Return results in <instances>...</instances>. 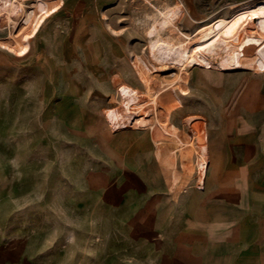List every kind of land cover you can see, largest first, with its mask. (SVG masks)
<instances>
[{"label":"rangeland","instance_id":"obj_1","mask_svg":"<svg viewBox=\"0 0 264 264\" xmlns=\"http://www.w3.org/2000/svg\"><path fill=\"white\" fill-rule=\"evenodd\" d=\"M41 1L0 0V42L26 73L18 113L10 114L7 136L0 139V264H169L135 245L129 218L115 215V204L98 202L95 179L129 177L120 167L122 155L72 133L49 107L67 100L75 86L81 103L105 118L112 109L124 114L122 93L137 97L134 124L121 115L112 123L106 119V129L113 135L145 128L167 132L179 148L195 154L191 169L197 168L200 184L198 152L204 172L213 158L205 147L210 133L225 131L206 120L238 109L243 93L253 98L257 72L264 73V34L247 29L256 6L203 22L198 20L207 19L208 6L202 0L193 12L182 6L174 11L177 2L167 0H117L89 13L68 9L66 0H49L46 12ZM164 9L171 11L161 17ZM84 31L89 42L79 45L88 59L79 52L81 57L64 61L66 46ZM245 35L253 54L234 70L217 67L236 52L233 44L243 48ZM94 46L99 55L92 54ZM195 53L205 64L195 62ZM206 82L227 86L226 104L213 106L201 86ZM77 114L73 107L65 116L74 123ZM248 255L228 264H264V249Z\"/></svg>","mask_w":264,"mask_h":264},{"label":"crops","instance_id":"obj_2","mask_svg":"<svg viewBox=\"0 0 264 264\" xmlns=\"http://www.w3.org/2000/svg\"><path fill=\"white\" fill-rule=\"evenodd\" d=\"M116 1L66 0V6L89 13L110 7ZM202 1L208 6L204 15L207 19L198 21L210 22L221 16L227 18L245 5L259 6L264 0ZM41 2L46 12L51 11L49 0ZM167 2H177L174 11H182L181 6L194 11L198 7L196 3L201 0ZM12 11L16 12V5ZM85 34V31L80 33L66 46L64 61L81 57L79 52L87 58L79 45L89 42L85 40ZM92 40L93 44L97 39ZM248 43L245 35L241 50L236 44L232 45L242 54L230 51L224 70L239 68L246 55L253 54ZM92 54L99 55L100 49L96 50L94 46ZM193 58L197 63L195 54ZM257 74L260 78L252 84L256 89L253 98L243 93L238 109L231 113L220 112L213 120H206L218 127L223 125L225 131L210 133L205 147L213 152V158L204 172L201 171V154L198 152L200 184L196 181L197 168L191 169L192 155L195 154L179 148L167 132L145 128L139 133L128 131L113 135L106 129L109 123L106 119L112 123L121 115L126 124H134L137 97L122 93L124 114L112 109L105 118L92 105L81 103V89L75 86L67 100L49 107L51 115L63 121L72 133L96 139L106 153L113 151V155H122L119 166L128 172L129 177L95 179L97 191L101 192L98 202L105 208L115 204L114 214L121 212L129 218L131 239L149 253L148 258L167 260L169 264H228L234 257L244 258L247 252V257L255 256L256 252L258 256L264 249V73ZM25 75L20 58L0 42V139L7 136L3 133L7 132L10 114L18 113L19 99L24 95ZM201 86L210 94L213 106L226 104L223 89L227 86H215L211 82L201 83ZM73 107L78 114L76 121L70 123L65 115ZM99 123L103 126L97 127Z\"/></svg>","mask_w":264,"mask_h":264},{"label":"bare ground","instance_id":"obj_3","mask_svg":"<svg viewBox=\"0 0 264 264\" xmlns=\"http://www.w3.org/2000/svg\"><path fill=\"white\" fill-rule=\"evenodd\" d=\"M171 9L165 10L161 13V17L169 15ZM248 27L249 31L253 33H259L264 34V9L260 8L259 6H256L252 9L250 12L249 18H248ZM203 43V42H202ZM196 60L198 64L204 63V58L199 53H195ZM227 56L221 60L219 63L215 64L217 67H219L221 70H224V64L226 62ZM205 64V63H204Z\"/></svg>","mask_w":264,"mask_h":264}]
</instances>
